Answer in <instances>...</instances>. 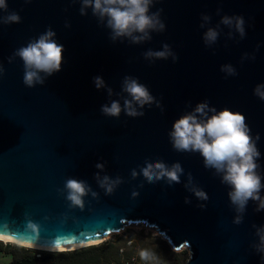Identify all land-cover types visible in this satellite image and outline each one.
<instances>
[{"label": "water", "instance_id": "obj_1", "mask_svg": "<svg viewBox=\"0 0 264 264\" xmlns=\"http://www.w3.org/2000/svg\"><path fill=\"white\" fill-rule=\"evenodd\" d=\"M8 5L22 21L0 24V63L5 68L0 77V234L55 244L99 238L127 224H146L173 250L187 246V264H264L252 247L258 242L253 224L264 225V210L257 212L256 203L249 201L243 222L235 224L229 187L204 166L199 153L178 152L169 139L173 122L200 101L208 100L217 110L242 112L252 135L260 134L258 163L264 183V100L254 94L256 85L264 83V0H158L151 11L163 8L166 30L153 32L152 40L142 44L113 42L110 29L91 9L86 16L80 14L79 2L8 0ZM217 8L222 9L219 15ZM201 13L211 15V26L224 14H241L247 35L239 39L237 33L229 39V29L222 25L218 41L208 47L202 38L206 28L200 27ZM6 14L0 10V15ZM49 26L65 48L62 69L43 85L27 87L23 61L17 57L9 63L8 57ZM163 43L172 46L177 60L144 58L145 51L160 50ZM245 52L255 53V59L242 62ZM228 63L237 75L220 70ZM127 75L146 84L162 101L163 110L152 105L145 106L141 117L124 112L119 118L103 115L101 106L120 97L109 98L93 78L102 76L120 92ZM149 159L169 165L179 161L184 168L181 183H149L142 174L133 179L132 169L139 170ZM98 162L106 164L102 175L123 178L111 195L96 182ZM189 172L208 193L207 201H199L184 187ZM69 177L87 181L99 198L89 194L84 209L70 207L66 192L60 191ZM134 191L139 195L133 197ZM185 197L191 203H185ZM200 203L207 206L200 208ZM29 221L40 225L39 235L28 228Z\"/></svg>", "mask_w": 264, "mask_h": 264}, {"label": "clouds", "instance_id": "obj_2", "mask_svg": "<svg viewBox=\"0 0 264 264\" xmlns=\"http://www.w3.org/2000/svg\"><path fill=\"white\" fill-rule=\"evenodd\" d=\"M25 2L30 3L31 0H25ZM71 2L80 3L81 15L86 16L91 9L99 22L110 29V38L113 42L118 40L123 42L127 39L131 44H142L152 40L153 32L162 33L166 30V23L162 19L163 8L151 11L158 0H71ZM8 8V0H0V10L7 13L0 15V24L20 23L22 21L20 14L16 11H8ZM221 11L222 9L217 8L216 14L219 15ZM211 20L210 14L201 13L200 27L206 28L202 38L208 47L218 41L223 31L222 25L229 29L226 33L229 39H235L237 33L239 39H244L247 35L246 20L241 14H224L215 26H211ZM65 26L71 27V24L66 22ZM56 37L57 33L49 26L45 32L30 40L26 46L16 49L12 56L8 57L9 63L17 57L23 61V82L27 87L43 85L47 77L62 69L65 48ZM143 56L151 62L169 58L173 61L178 59L177 53L168 43H163L160 50L148 49ZM249 58L254 60L255 53L245 52L241 61ZM220 70L227 76L238 74L231 63L221 65ZM4 72L5 68L0 63V77ZM93 81L97 89L107 90L109 98L114 95L120 97L101 106V113L105 116L119 118L124 112L129 117H141L145 115L143 111L145 106L150 108L152 105L163 110L162 101L158 100L138 77L125 76L120 92H115L111 86H108L102 76L94 77ZM254 94L264 100V83L256 85ZM169 139L178 152L199 153L203 157L204 166L213 169L215 174L220 176L221 183L229 187L228 196L237 213L233 221L235 224L243 222L249 201L256 203L257 212L264 210V195L261 194L264 183H262L258 163L261 152L257 147L260 134L252 135L244 113L227 107L217 110L208 100L200 101L191 111L185 112L173 122ZM95 167L101 170L95 173L96 182L105 190L106 195L114 193L116 188L124 182L120 176L113 178L108 174L102 175L106 168L104 162H98ZM141 174L149 183L166 180L169 185H172L181 183L184 168L179 161L169 165L162 159H149L140 166L139 170L131 171L133 179ZM184 187L199 201L209 199L208 193L194 182L190 172L187 174ZM60 191L66 192V199L73 208L84 209L85 197L89 194L93 198H99V193L94 191L87 181L73 177L65 181L64 188ZM132 195L136 197L139 192L134 191ZM185 203H191V199L185 197ZM206 206L204 203L198 205L200 208ZM253 227L256 228L258 242H254L252 247L261 254V259L264 261V225L253 224ZM28 228L39 235L40 225L37 222L29 221Z\"/></svg>", "mask_w": 264, "mask_h": 264}, {"label": "rangeland", "instance_id": "obj_3", "mask_svg": "<svg viewBox=\"0 0 264 264\" xmlns=\"http://www.w3.org/2000/svg\"><path fill=\"white\" fill-rule=\"evenodd\" d=\"M110 236L104 241L92 244L88 246H83L81 248H86L90 246H99L102 247L101 250H110L111 254L110 258H114L116 256V248L117 246L123 247L120 249V252L132 251L136 252L135 259L138 260H151V254L153 256H158L160 258H168L170 260L174 259V256H170L166 252V246H170L168 240L163 238L157 230L154 228H150L146 224H127L125 228L119 232L111 233ZM128 241V243H126ZM126 243V244H125ZM22 248L27 251L30 255H32L33 259L38 258L40 261L38 264H61L63 260H67L64 257H60L57 254L62 251L69 250H44V249H35L29 247H23L21 245H16L14 243H6L4 241H0V264H10L15 260V250L17 248ZM77 248V249H81ZM76 249V250H77ZM74 251L75 249H70ZM177 254L184 256L185 263L190 259V250L187 246H184L181 250L176 251ZM168 254V255H167ZM49 257V259H46ZM46 259V261H42Z\"/></svg>", "mask_w": 264, "mask_h": 264}, {"label": "trees", "instance_id": "obj_4", "mask_svg": "<svg viewBox=\"0 0 264 264\" xmlns=\"http://www.w3.org/2000/svg\"><path fill=\"white\" fill-rule=\"evenodd\" d=\"M128 243V241L126 242ZM125 243V244H126ZM166 246V252L170 256H174L173 260L168 258H160L158 256H153L151 254V260H138L135 259V251H126L121 246H117L116 248V256L114 258H110V250H101L102 247L99 246H90L81 249H75L74 251H62L57 255L60 257H64L67 260H63L61 264H184L185 257L177 254L173 251L172 248ZM167 254V255H168ZM33 256L30 255L27 251L22 248H17L15 250V260H24V259H33Z\"/></svg>", "mask_w": 264, "mask_h": 264}, {"label": "bare ground", "instance_id": "obj_5", "mask_svg": "<svg viewBox=\"0 0 264 264\" xmlns=\"http://www.w3.org/2000/svg\"><path fill=\"white\" fill-rule=\"evenodd\" d=\"M109 236L110 235L107 234L99 238H92V239H86V240L63 241V242H58L55 244H37V243L21 240L19 238H16L15 236L0 234V241H4L6 243H14L16 245H21L23 247L58 251V250L77 249L83 246L97 244V243L104 241Z\"/></svg>", "mask_w": 264, "mask_h": 264}]
</instances>
